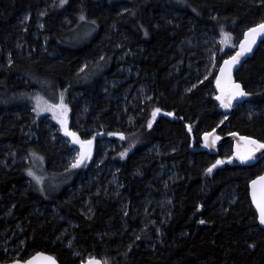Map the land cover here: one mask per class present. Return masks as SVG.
<instances>
[{"label": "trees", "instance_id": "trees-1", "mask_svg": "<svg viewBox=\"0 0 264 264\" xmlns=\"http://www.w3.org/2000/svg\"><path fill=\"white\" fill-rule=\"evenodd\" d=\"M120 4L126 8H120ZM40 9L51 39L48 51L55 55L24 59L12 43L17 37L16 23L24 12L30 15L29 23L38 21ZM261 21L264 0H64L63 4L60 0H0V50L10 52L12 57V62L0 69V147L8 142L21 145L27 154L42 157L48 169L52 150L42 143V135L29 141L19 130L22 123L36 126L32 114L26 111L33 108L31 91L35 87L33 81L25 84L21 78H45L54 87L68 82L69 90L61 89L67 98L74 86L96 97L104 88V73L92 74L91 66H85L81 73L77 70L85 59L100 56L114 30L123 32L137 48L133 61L150 83L152 96L144 104L142 119L154 108L167 113L158 117L148 137L165 149L159 160L175 164L179 174L170 187V218L161 224L162 238L158 239L156 231L139 229L138 239L127 255L130 264H264V230L250 204L248 188L249 182L264 172V157L251 166L230 161L212 173L206 172L218 158L231 157L230 142L221 146L217 156L202 148V134L223 119L213 100L217 71L198 79L195 87L183 89L169 67L180 42L194 26L213 34L227 32L237 44L244 31ZM80 30H89L92 35L80 42L74 40ZM234 51L222 54L219 63ZM109 58L110 52L104 62ZM234 79L249 95L229 116L222 133L234 131L264 141V40L235 72ZM24 99L27 105L23 110L20 101ZM169 147L171 150H166ZM144 149L135 147L121 161L122 192L130 200L136 194L146 197L153 190L148 171L156 160L143 154ZM27 169L29 163L10 169L0 164V234L7 225L4 217L10 212L22 228L24 246L15 258L0 248V263L44 252L53 255L59 264H81L83 258L67 246L68 237L61 235L65 222L57 220L52 207L61 218L73 222L70 230L77 251L102 261L110 255L120 237L122 221L134 218L131 211L119 213L102 194L89 191L86 200L93 212L84 215L82 198L63 190L52 191L46 184L42 189L33 183L27 186L31 181ZM228 191L235 196L233 203L222 201Z\"/></svg>", "mask_w": 264, "mask_h": 264}, {"label": "rangeland", "instance_id": "rangeland-1", "mask_svg": "<svg viewBox=\"0 0 264 264\" xmlns=\"http://www.w3.org/2000/svg\"><path fill=\"white\" fill-rule=\"evenodd\" d=\"M120 8L125 9V4H120ZM41 13H44L43 9H40L37 15L38 21L29 23L30 15L24 12L21 14L19 22L16 23L17 37L12 40V43L24 59L33 58L35 55L52 58V55H55V52L48 51L51 39L42 23L44 14ZM225 33L227 32L213 34L210 30L194 26L191 32L184 37L169 66L171 75L174 76L180 88L190 89L196 85L198 79L210 76L214 70H218L219 57L236 49L233 37L229 33H227L229 35H225ZM91 35L92 32L89 30H80L74 40L80 42V40L88 39ZM131 43L125 33L114 30V33L108 37L100 56L94 59H85L81 63L77 70L78 73H81L85 66H91L92 74L104 73L102 77L104 88L96 97H93L88 92L74 86L73 91L68 92L69 98L63 95V103L67 105V111L63 115L60 109H53L51 105L61 103V89L69 90L68 82H62V87H54L45 78L36 80L33 77L27 80L20 76L25 84L27 81H33L35 87L31 91L33 108L26 111L32 114L31 118L35 119L33 122L37 127L22 123L19 130L28 137L29 141L37 140L39 133L42 135V143L52 150V161L48 169L44 168L40 156L27 154L21 145L17 146L14 142H8V145L3 144L0 147L1 165H8L10 169L16 165L29 163V168L37 176L43 177V180L37 183L30 176L31 181L27 183V186L29 183H33L37 189H42L46 184V187L52 191L63 190L76 198H82L80 200L85 201L81 206V212L84 215H90L93 212L92 204L86 200L89 191L102 194L119 213L131 211L134 218L122 221L119 229L120 237L115 241L114 250L110 255L102 257V262L107 261V264H130L127 255L138 239L139 229L147 228L150 231H156L158 239L162 238L161 224L170 218L169 210L172 201L170 187L179 175L175 164L159 160L160 156H164L165 149L153 143L148 137L147 132L150 129L148 121L152 120L153 125L159 116H167V113L160 109L161 111L153 116V110L156 109L154 108L146 119H142L144 104L151 99L152 95L148 77L141 73L133 61L137 48L133 47ZM108 52H110V58L105 63L104 61L107 59L103 58ZM9 61L12 62L10 52L0 50V69L4 63L9 64ZM85 75L84 73L82 77ZM38 96L43 98L40 101L41 107L45 109L43 111H34ZM28 97L26 95V98ZM26 105V99L20 101L21 109L24 110ZM248 109L252 111L253 107L248 106ZM60 119H64L67 128L76 132L81 140H92L90 155L77 167H70V165L74 162L77 153L81 151V145L65 134ZM109 126L113 128V131L106 130V127ZM187 129L191 131L192 126L189 125ZM117 132L124 133V138L109 135V133ZM135 147H144L142 153H147V156L153 157L156 162L148 171L150 179L152 178L150 181L153 190H150L148 195L142 198L136 194V197H133L134 200L131 199V201L129 196L123 195L119 171L123 157L132 152ZM171 148H166V150H171ZM122 152H125L123 157L120 155ZM217 160H222L223 163L217 164L212 172L218 166L229 162L222 158ZM136 172L138 173L139 169ZM222 201L233 203L235 196H232L229 191L225 192L222 195ZM51 209L53 215L58 217V221L65 222L61 235L68 237L67 246L80 255L83 261L87 260L90 255L79 252L74 247V238L71 236L70 230V227L74 225L73 222L61 218L54 207ZM4 218L7 225L0 234V248L8 257L15 258L24 248L21 239L22 228L10 212Z\"/></svg>", "mask_w": 264, "mask_h": 264}, {"label": "snow or ice", "instance_id": "snow-or-ice-1", "mask_svg": "<svg viewBox=\"0 0 264 264\" xmlns=\"http://www.w3.org/2000/svg\"><path fill=\"white\" fill-rule=\"evenodd\" d=\"M61 4L64 3V0H60ZM43 14V13H41ZM81 20L84 19V16L81 15ZM147 34V33H145ZM260 34H264V21H261L259 24L248 28L247 31L244 33V36L246 39L242 40L240 42L239 50L235 53V55L230 56L227 60L224 61V64L220 68V75L216 78L217 87L220 89V94L216 96V99L220 101L221 106L228 108L231 106V102L236 97H242V96H248L249 93L246 92L240 85V83L233 81L231 79V69L232 65L236 64L240 57H242L245 53L250 52L252 49V45L256 42V37ZM225 35H229L225 33ZM11 63V61H9ZM195 87V85H193ZM37 99V106L34 109L43 111L45 110L43 107H41L40 101L43 100L42 97H36ZM47 103V102H45ZM53 109H60L61 114H65L67 111V105L63 103V94H61V103L57 105H51ZM161 111L159 108H156L153 110V116L156 115L157 112ZM169 116L172 115L171 112L168 113ZM62 130L65 131V134L72 137V139L81 145V151L77 153V156L74 160V162L70 165V167H77L79 166L89 155H90V149L92 140H81L77 133L74 131H71L66 126V121L64 119H60ZM148 127H152V120L148 121ZM109 135H117L120 136L121 139L124 138V133L117 132V133H109ZM205 137H209V133L204 134ZM235 135V133L233 134ZM241 140L244 141L243 144V151L240 150L241 146L238 144L237 146V152L234 153V155H237L239 159L243 161H248L255 158V153L259 152L261 149H264V141H261L259 139H254L249 136H243L241 137ZM134 143V142H133ZM207 143V139H206ZM127 149L125 150V152ZM125 152L120 153V155L123 157L125 155ZM33 155H36L33 153ZM40 159H43L42 157ZM229 160H231V157H228ZM222 160H217L215 164L207 168L205 171L208 173L212 172V169L216 167L217 164H222ZM28 175L32 176L37 183H40L43 180V177L37 176L31 168L27 169ZM252 201L256 205V208L258 210L259 216V222L260 224L264 225V175L258 176L256 179L252 180ZM259 184V190L257 189V185ZM204 221H201L203 223ZM42 255V254H37ZM51 264H55L54 259L51 257L47 258ZM35 258H31L27 261H24L23 264H34ZM12 264H21V261L16 260L13 261ZM83 264V262H82ZM89 264H101L99 260H95L94 258H90ZM104 264H107V261H104Z\"/></svg>", "mask_w": 264, "mask_h": 264}, {"label": "water", "instance_id": "water-1", "mask_svg": "<svg viewBox=\"0 0 264 264\" xmlns=\"http://www.w3.org/2000/svg\"><path fill=\"white\" fill-rule=\"evenodd\" d=\"M244 33H243L241 39H239V41L237 42L235 51L230 56L235 55V53L239 50L240 42L242 40L246 39L245 36H244ZM263 40H264V34L258 35L256 37V42L252 45L251 51L245 53L242 57H240V60L236 64L232 65L231 79L233 81H236L234 79L235 72L243 65V63L248 58H250L255 53V51L260 46V44H261V42ZM230 56H228L227 58H225V59H223L221 61L220 65L218 67L216 76H215L214 83H213V92H214L213 100H214V102L217 105V110L223 115L224 118L211 131L205 132V133H209L210 134L209 137L206 138L205 135H204L205 133L202 134V136H201L202 148L204 150H206L209 154L217 156L221 146L224 143H226V142H230L231 143V160L228 159V161L229 162L230 161H234L237 164L244 165V166H251V165H254L256 162H258L261 158L264 157V149H261L259 152L255 153V158L254 159L242 162L237 155H234V153L237 152L238 144L241 146L240 150L243 151L244 141L241 140V137L246 136V135H242V134H239L238 132H234V131L228 132V133H224V134H219V131L222 129L223 126L226 125V123H227V121L229 119V116L234 112L235 108L238 105L242 104L244 102V100H245V96L236 97V98H234L232 100L231 106L228 107V108H225V107H222L220 101H218L216 99V96L220 94V89L217 87L216 78H217L218 75H220V68L224 64V61L227 60ZM236 82H238V81H236ZM238 83H240V82H238ZM240 85L244 89V87H243V85L241 83H240ZM234 133H235V135H233ZM206 139H207V143H206ZM261 175H264V172L262 174L258 175V176H261ZM258 176H256L252 180L256 179ZM250 182L248 184L250 204H251L253 210L256 213L258 225L260 226L261 229L264 230V225L260 224L259 219H258L259 213H258V210L256 208V205L252 201V185H251ZM257 189L259 190V184L257 185ZM37 254H42V255H37ZM33 257L35 258L34 264H51V262L47 259L48 257H51L52 259H54L55 264H59V262L57 261V259L53 255L48 254V253H44V252H36V253L32 254L31 256H29L27 259L19 260V261H21V264H23L24 261H27V260H29V259H31ZM90 258H94L95 260H99L101 262V264H104L102 262V260L99 259V258H95V257H90ZM90 258H88L87 260L82 261L83 264H89ZM13 261H16V260H13ZM13 261L6 262V263H0V264H12ZM82 262H81V264H82Z\"/></svg>", "mask_w": 264, "mask_h": 264}, {"label": "flooded vegetation", "instance_id": "flooded-vegetation-1", "mask_svg": "<svg viewBox=\"0 0 264 264\" xmlns=\"http://www.w3.org/2000/svg\"><path fill=\"white\" fill-rule=\"evenodd\" d=\"M219 134H224V133H222V130H220V131H219Z\"/></svg>", "mask_w": 264, "mask_h": 264}, {"label": "bare ground", "instance_id": "bare-ground-1", "mask_svg": "<svg viewBox=\"0 0 264 264\" xmlns=\"http://www.w3.org/2000/svg\"><path fill=\"white\" fill-rule=\"evenodd\" d=\"M245 32V31H244ZM109 132V131H108ZM128 149L131 148V147H127ZM126 149V148H125ZM65 172V171H64Z\"/></svg>", "mask_w": 264, "mask_h": 264}]
</instances>
